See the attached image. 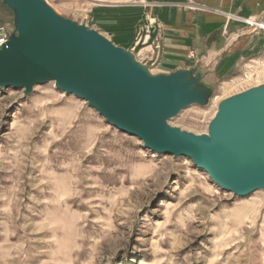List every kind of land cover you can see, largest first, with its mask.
Segmentation results:
<instances>
[{
	"label": "rangeland",
	"instance_id": "374dc122",
	"mask_svg": "<svg viewBox=\"0 0 264 264\" xmlns=\"http://www.w3.org/2000/svg\"><path fill=\"white\" fill-rule=\"evenodd\" d=\"M47 1L119 46L93 12L137 0ZM257 19L245 22L264 26ZM0 25H14L3 0ZM261 85L264 50L169 122L208 133L223 100ZM0 264H264V190H225L191 158L146 148L53 81L30 93L0 88Z\"/></svg>",
	"mask_w": 264,
	"mask_h": 264
},
{
	"label": "water",
	"instance_id": "95a60500",
	"mask_svg": "<svg viewBox=\"0 0 264 264\" xmlns=\"http://www.w3.org/2000/svg\"><path fill=\"white\" fill-rule=\"evenodd\" d=\"M3 3L14 13L15 31L0 48V88L30 93L53 81L146 148L191 158L225 190H264V85L223 100L208 133L184 131L169 121L208 102L214 89L204 70L154 74L134 52L58 14L47 0Z\"/></svg>",
	"mask_w": 264,
	"mask_h": 264
},
{
	"label": "crops",
	"instance_id": "0c3cea01",
	"mask_svg": "<svg viewBox=\"0 0 264 264\" xmlns=\"http://www.w3.org/2000/svg\"><path fill=\"white\" fill-rule=\"evenodd\" d=\"M98 4L103 8L101 12L94 11L92 17H100L102 26L113 32L120 47H138L137 29L142 24L151 28L150 40L158 36L162 59L157 73L151 69L154 74L198 68L206 72L205 84L214 89L219 80L233 76L244 60L264 50V26L251 29L245 22L263 18L264 0H137ZM139 47L143 49L133 52L151 68L152 47Z\"/></svg>",
	"mask_w": 264,
	"mask_h": 264
},
{
	"label": "built area",
	"instance_id": "2783aa9c",
	"mask_svg": "<svg viewBox=\"0 0 264 264\" xmlns=\"http://www.w3.org/2000/svg\"><path fill=\"white\" fill-rule=\"evenodd\" d=\"M256 22V26H254L255 28L257 26L262 25L261 22L255 21ZM252 25V23H250ZM15 31V26L14 25H0V48L6 44L11 36V34ZM150 29L148 26L145 27H140L138 29V33H137V38H136V43L140 44L141 42L144 45H148L152 47V50L155 54H159L161 52V42L158 38V36H156L153 40H150ZM134 51V50H133ZM132 51V52H133ZM157 54V55H158ZM154 62V61H152ZM153 65V64H152Z\"/></svg>",
	"mask_w": 264,
	"mask_h": 264
}]
</instances>
